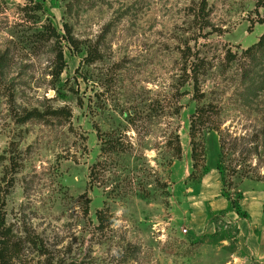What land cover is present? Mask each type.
I'll return each mask as SVG.
<instances>
[{
	"label": "rangeland",
	"instance_id": "374dc122",
	"mask_svg": "<svg viewBox=\"0 0 264 264\" xmlns=\"http://www.w3.org/2000/svg\"><path fill=\"white\" fill-rule=\"evenodd\" d=\"M263 33L264 0H0L7 264H264L184 211L264 189Z\"/></svg>",
	"mask_w": 264,
	"mask_h": 264
},
{
	"label": "crops",
	"instance_id": "0c3cea01",
	"mask_svg": "<svg viewBox=\"0 0 264 264\" xmlns=\"http://www.w3.org/2000/svg\"><path fill=\"white\" fill-rule=\"evenodd\" d=\"M219 155V144H217V150L215 154V165L209 166V170L204 175L202 183L206 179L207 175L214 171L218 174L220 185L222 188L221 173L219 172L217 161ZM202 193L204 187H202ZM221 191V190H220ZM220 193L206 197L204 205L208 202L210 210H184L187 215L188 225L190 220H194L197 216H201L205 221V226L196 230L191 227L190 231L200 233L205 227H209L211 222L209 218L212 215L226 212L227 219L239 228V235L243 246L247 247L254 255L258 257H264V189H252L244 192L240 197L238 204L241 212L232 207L231 200L220 196Z\"/></svg>",
	"mask_w": 264,
	"mask_h": 264
},
{
	"label": "trees",
	"instance_id": "16d2710c",
	"mask_svg": "<svg viewBox=\"0 0 264 264\" xmlns=\"http://www.w3.org/2000/svg\"><path fill=\"white\" fill-rule=\"evenodd\" d=\"M42 33L45 37L55 38L57 41H59L61 38V35L58 32V30L55 27H53L52 25H47L45 27V30L42 31ZM69 35L70 36L68 39L74 45L76 40L73 38V36H71V34H69ZM252 47L264 49V33L261 35L259 41L256 44H254ZM248 49H252V48H248ZM58 56H59V61L62 63V67H61V69H62L64 67V64H65L63 52L59 51ZM193 130H194V125L191 128V134L192 135L194 134ZM194 141L195 140H192V143H193L192 154H193V158H196V156L198 155V151L196 149V143ZM221 146L223 147V144ZM194 165L196 166V164H194ZM228 199L231 200L232 207L237 209V211L240 213L241 210L239 208V204L237 202H234V200L232 198L228 197ZM4 224H5V215L3 213V202H2L0 204V227H3ZM4 237H6L5 232L0 234V264H2V263L7 264L8 263V261H7V250H6V248L8 246L6 245L7 243H6V239Z\"/></svg>",
	"mask_w": 264,
	"mask_h": 264
},
{
	"label": "built area",
	"instance_id": "2783aa9c",
	"mask_svg": "<svg viewBox=\"0 0 264 264\" xmlns=\"http://www.w3.org/2000/svg\"><path fill=\"white\" fill-rule=\"evenodd\" d=\"M183 232H184V233H188V232H189V231H188V228H186V227L183 228Z\"/></svg>",
	"mask_w": 264,
	"mask_h": 264
}]
</instances>
